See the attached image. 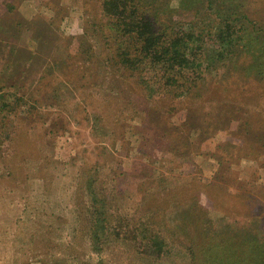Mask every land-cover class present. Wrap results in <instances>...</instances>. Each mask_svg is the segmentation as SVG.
Returning <instances> with one entry per match:
<instances>
[{
	"label": "rangeland",
	"instance_id": "1",
	"mask_svg": "<svg viewBox=\"0 0 264 264\" xmlns=\"http://www.w3.org/2000/svg\"><path fill=\"white\" fill-rule=\"evenodd\" d=\"M156 1L140 0L142 10L151 11ZM198 1L183 10L181 0H168L169 33L201 22L207 61L168 82L172 111L162 112L150 107L138 77L109 58L116 46L98 0H0V264H190L171 241L182 233L175 228L178 201L157 215L172 246L158 262L122 238L119 222L129 218L138 233L139 222L153 214L149 203L177 189L204 207L217 239L222 231L264 239L262 211L228 219L236 232L220 225L223 213L213 203L218 190H239L255 194L249 206L264 205V150L242 149L237 120L223 128L210 117L185 133L177 129L196 104L192 98L179 103L181 93L197 87L208 93L218 73L225 74L227 65L216 60L217 28L227 17L216 13H239L223 0L208 10V0ZM241 1L264 26V0ZM200 70L206 80L192 81ZM256 91L247 106L264 120V87L262 96ZM252 93L248 88V99ZM102 200L111 223L95 245L89 219ZM253 218L258 225H250Z\"/></svg>",
	"mask_w": 264,
	"mask_h": 264
},
{
	"label": "trees",
	"instance_id": "2",
	"mask_svg": "<svg viewBox=\"0 0 264 264\" xmlns=\"http://www.w3.org/2000/svg\"><path fill=\"white\" fill-rule=\"evenodd\" d=\"M98 1L102 14L108 20V24H111L110 29L113 32L114 46H116V57L109 56V58L114 59L116 67L138 77L136 83L143 89L142 93L145 97L152 100L149 104L151 108L162 112L166 109L172 111L171 105L166 103L169 91L165 86L169 81H176L181 71L187 68H200L204 61H207V59L203 60V42H201L205 37L203 24L195 23L189 29L169 33V14L173 13V8L168 6V0H157L155 6L153 3L151 11L142 10L140 0ZM216 1L208 0L207 6L210 8L207 7V10L211 9V5ZM198 2V0H181V6L183 10L184 8L191 10ZM224 2L227 4V9L234 8L239 12L232 15L230 11H227V15L224 9H221L220 14L216 13L219 19L227 17V22L217 28L219 31L217 58L219 59H216L217 62H221L222 67L227 65L225 68L227 72L222 70L225 74L218 73L221 77L218 75L215 86L209 89L208 93L204 89L202 91V87H197L195 90H187V88L181 93V97L177 100L179 103L184 100L189 102L192 98L191 101L196 104L190 106L192 109L188 110L186 120L177 129L181 134L185 133L187 129L192 128L190 124L195 120L206 125L210 117L224 123L223 128L228 127L232 120H237L239 122L237 130L244 141L242 149L248 153L262 152L264 150V120L257 119L259 112L250 111L247 104L255 101L256 89L261 96L263 92L264 26H259L257 22L250 19L246 6L244 10L241 8L246 2L223 0ZM222 12L225 13L223 17ZM198 15L203 19L208 16V12ZM206 75L205 70H200L194 74L195 78L192 81L200 80L202 83L206 80ZM250 87L253 93L248 99L246 92ZM172 98H175L174 95ZM181 190L172 191L166 198L159 197L149 203L153 207V214L147 218V221L139 222L138 233L136 225L133 227L129 218L121 219L119 222L124 221L122 238L135 243L137 251L144 254L145 259L149 261L158 262L165 253L171 254L169 251L172 246L169 243L174 241L181 251H185L190 264H264V239L260 240L257 236L245 234L247 232L242 236L239 234L233 236L224 231L219 233L220 236L217 239V231L214 228L216 224L208 218L207 211L198 202L194 203L195 199L191 196L182 199ZM185 192L186 190L183 189V193ZM254 196L255 194L247 191L221 190L219 192L218 190V196L213 198V203L219 204L220 207H218L223 213V216L218 218L220 225L237 232L228 219L236 221H239V218L245 219L248 212L254 210L264 213V205L249 206L251 202H255ZM175 201H178L180 205L175 212L174 219L179 215L175 225L177 230H175L182 233L174 235L170 241L161 233L157 215L164 212ZM108 215L105 200H102L97 208L93 207L89 221L91 223L90 238L95 245L107 235L103 232L111 223ZM250 225H258L257 218H253ZM192 231L195 232L190 234Z\"/></svg>",
	"mask_w": 264,
	"mask_h": 264
}]
</instances>
